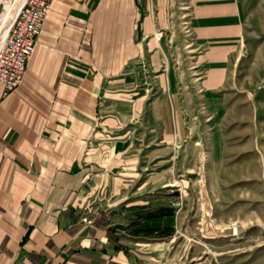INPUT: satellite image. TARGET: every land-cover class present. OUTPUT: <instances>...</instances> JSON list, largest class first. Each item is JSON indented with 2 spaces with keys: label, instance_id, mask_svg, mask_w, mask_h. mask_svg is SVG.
I'll list each match as a JSON object with an SVG mask.
<instances>
[{
  "label": "crops",
  "instance_id": "crops-1",
  "mask_svg": "<svg viewBox=\"0 0 264 264\" xmlns=\"http://www.w3.org/2000/svg\"><path fill=\"white\" fill-rule=\"evenodd\" d=\"M256 20L242 0H51L19 85L0 84V264H144L143 245L172 234L138 226L144 208L176 205L170 177L194 94L216 122L212 162L257 149ZM183 59L198 75L181 90ZM247 67L263 88L248 97L243 146L233 123L246 115L236 92Z\"/></svg>",
  "mask_w": 264,
  "mask_h": 264
},
{
  "label": "rangeland",
  "instance_id": "rangeland-1",
  "mask_svg": "<svg viewBox=\"0 0 264 264\" xmlns=\"http://www.w3.org/2000/svg\"><path fill=\"white\" fill-rule=\"evenodd\" d=\"M9 2L12 5L14 0ZM242 2L245 11L259 18L257 25H251L252 33L257 32L258 39H263L264 0ZM2 5L3 0L0 13ZM247 23L250 27L249 20ZM2 40L3 37L0 44ZM177 50L179 59H182L184 52ZM183 61L178 82L181 90L189 87L191 76L196 79L198 75L194 69L191 75L188 68L191 63L187 61L184 67ZM260 70L242 69L241 85L236 92L242 98L240 108L246 115L233 123L242 130L235 142L243 146H248L247 136L251 132L247 129L250 125L254 127V117L249 115L255 108L254 99L248 97L254 98L263 88L255 80L256 75L264 71L262 69L258 74ZM185 107L184 120L191 134L186 145L176 151L170 177L172 184L169 186L175 187L174 194H177L173 198L177 208L173 231L155 243L154 250L152 244L143 245L146 247L144 264H264V115L257 117V149L253 148L249 153L228 154L225 160L222 159L224 162L216 163L211 161L206 143L207 130L210 132L216 122L213 124L211 117L208 120L203 102L196 94Z\"/></svg>",
  "mask_w": 264,
  "mask_h": 264
},
{
  "label": "built area",
  "instance_id": "built-area-1",
  "mask_svg": "<svg viewBox=\"0 0 264 264\" xmlns=\"http://www.w3.org/2000/svg\"><path fill=\"white\" fill-rule=\"evenodd\" d=\"M50 3L51 0H22L20 3L0 44L2 94L19 85Z\"/></svg>",
  "mask_w": 264,
  "mask_h": 264
},
{
  "label": "trees",
  "instance_id": "trees-1",
  "mask_svg": "<svg viewBox=\"0 0 264 264\" xmlns=\"http://www.w3.org/2000/svg\"><path fill=\"white\" fill-rule=\"evenodd\" d=\"M175 208L174 204L164 202L153 207L144 208L145 214L143 216L146 220L138 228H143L148 234L160 237L170 235L173 231L172 222ZM115 246H118V244L115 243Z\"/></svg>",
  "mask_w": 264,
  "mask_h": 264
},
{
  "label": "bare ground",
  "instance_id": "bare-ground-1",
  "mask_svg": "<svg viewBox=\"0 0 264 264\" xmlns=\"http://www.w3.org/2000/svg\"><path fill=\"white\" fill-rule=\"evenodd\" d=\"M21 2L22 0H14L13 4L10 5L9 0H3L2 11L0 13V38L4 37ZM234 230L236 231L235 227Z\"/></svg>",
  "mask_w": 264,
  "mask_h": 264
}]
</instances>
